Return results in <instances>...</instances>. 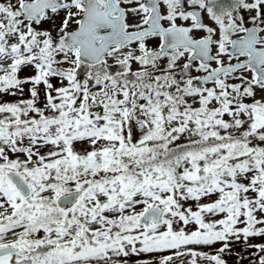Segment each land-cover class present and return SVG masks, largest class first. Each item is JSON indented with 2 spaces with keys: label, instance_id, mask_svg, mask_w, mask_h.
I'll return each mask as SVG.
<instances>
[{
  "label": "snow or ice",
  "instance_id": "6c2138e0",
  "mask_svg": "<svg viewBox=\"0 0 264 264\" xmlns=\"http://www.w3.org/2000/svg\"><path fill=\"white\" fill-rule=\"evenodd\" d=\"M0 264H264V0H0Z\"/></svg>",
  "mask_w": 264,
  "mask_h": 264
}]
</instances>
